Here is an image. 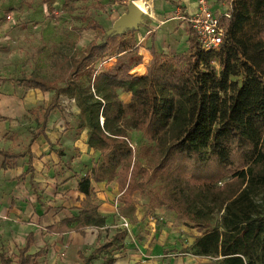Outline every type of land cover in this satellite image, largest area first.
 <instances>
[{
  "label": "trees",
  "instance_id": "16d2710c",
  "mask_svg": "<svg viewBox=\"0 0 264 264\" xmlns=\"http://www.w3.org/2000/svg\"><path fill=\"white\" fill-rule=\"evenodd\" d=\"M225 1L230 17L223 19L225 39L217 51H205L188 27L187 54L159 53L152 39V60L144 76L131 73L142 57L120 64L114 72L100 70L98 64L106 57L138 53L137 31H129L91 42L73 59L64 88L37 73L13 79L43 94L56 91L38 134L44 133L51 113L60 109V96H74L82 115L79 129H88V145L102 157L101 166L94 165L79 180V192L85 196L79 215L48 227L47 234L84 236L88 229L106 228L92 182H116L129 196L123 200L125 206L133 204L131 196L151 178L136 162L129 141V133L135 131L151 144L157 164L152 179L163 189L157 205L184 217L201 235L186 252L215 258L218 264H264V0ZM86 28L104 31L99 23ZM214 56L219 57L220 70ZM84 77H89L88 84L82 82ZM122 94L130 95V101H123ZM0 156L7 170L24 155L0 150ZM31 168L30 160L28 172ZM216 220L219 225L213 228ZM125 237L121 230L102 243L99 238L89 257L80 254L81 264L110 255ZM33 245L30 234L13 259L0 254L1 264H37L47 247L30 254Z\"/></svg>",
  "mask_w": 264,
  "mask_h": 264
},
{
  "label": "rangeland",
  "instance_id": "374dc122",
  "mask_svg": "<svg viewBox=\"0 0 264 264\" xmlns=\"http://www.w3.org/2000/svg\"><path fill=\"white\" fill-rule=\"evenodd\" d=\"M153 1L140 0L147 4V8ZM207 1L213 11L228 7L225 0ZM131 2L132 0H0V68L5 70L2 71V77L12 81L22 74L39 73L57 87L64 88L70 80L73 59L81 56L94 40L100 42L105 32L114 28L118 20L128 13ZM55 14L59 15V19L55 18ZM9 15L15 20V24L7 23ZM154 18L151 10L150 14H144L142 25H153ZM94 23L102 25L104 31L87 30L86 27ZM149 26L146 28L151 30ZM153 36L151 34L149 38L152 40ZM136 39L138 42L142 41L138 34ZM142 47L146 48L144 44ZM141 48L138 53H125L122 54L123 57H106L98 67L100 70L106 68L109 72L113 69L115 71L116 64L113 60L117 58L122 59L119 63L131 64L134 59L142 57L143 64L146 55ZM213 60L217 70H220L219 57L214 56ZM232 81L241 82V78H233ZM82 82L88 84L89 77L82 78ZM65 97L63 95L64 99ZM68 107L69 104H66L67 109ZM43 114V107L34 110L28 121H25L28 123L25 124V129L30 131L39 127ZM67 116L63 120L67 121L69 118V126L75 124ZM129 141L135 149L136 162L149 172L151 178L145 180L144 186L131 196L133 204L129 207L123 201L129 196L123 195L119 189L121 194L115 200L119 204L115 220L111 221L109 228L99 231L98 236L101 243L121 230L126 232V237L111 250L110 255L105 254L90 264H108L112 258L115 259L114 264H166L168 260L171 261L170 264H218L215 258H196L186 252L191 247L190 244H194L201 235L184 217L166 206L157 205L156 198L162 196L163 189L160 181L152 179L157 164L152 156L151 144L142 133L135 131L129 133ZM94 164L101 166L102 157L96 158ZM126 221L130 222V228L123 226ZM218 225L216 220L212 227L216 228ZM96 230L88 229L86 235L90 232L96 235ZM95 242L88 244L85 241L84 246H80L81 240L70 235L69 240L63 239L55 252L38 260L37 264H80L78 253L83 251L89 257L98 245Z\"/></svg>",
  "mask_w": 264,
  "mask_h": 264
},
{
  "label": "crops",
  "instance_id": "0c3cea01",
  "mask_svg": "<svg viewBox=\"0 0 264 264\" xmlns=\"http://www.w3.org/2000/svg\"><path fill=\"white\" fill-rule=\"evenodd\" d=\"M148 8L147 13L142 12L148 15L151 10L153 11L155 16L153 25L139 26L136 33L139 39H142L138 42L140 48L142 44L146 46L145 49L141 48L146 55L145 62L151 60L148 51L152 46V40L149 38L151 34L154 35L155 48L159 53L170 56L187 54L188 26L183 19L196 13L198 0H154ZM147 26L151 27V30L147 29ZM121 60L119 58L113 60L116 64L115 69L123 64L119 63ZM145 62L135 67L131 73L137 76L146 75L149 64ZM141 68L142 73H138ZM104 70L108 71L106 68ZM2 71L5 72L4 68H0V150L24 156L14 161L12 168L7 170L3 169L4 157L0 156V254L4 253L13 259L18 255L19 249L26 246L30 234L34 235V245L30 249V254H36L47 247L45 257L55 252L63 239L69 240L70 235L81 240L80 246H84L85 241L88 244L95 240L98 242L100 238L98 229L96 235L90 232L84 236L76 232H69L63 236L50 235L46 232L48 227L79 215L80 200L85 197L79 192V180L93 169L94 160L96 162V158L101 156L100 152L88 145V129L78 130L82 115L76 98L66 95L64 99L61 95L60 109H55L51 113L44 133L38 134L40 125L28 131L25 129V124H28L25 121H28L31 113L37 108L43 107L45 111L56 97V91L43 94L39 90L27 89L13 80H4ZM110 72H114V69ZM32 74L33 72L30 73ZM130 97L128 94L121 95L125 102H129ZM66 104H69L68 109ZM44 114L39 124H42ZM67 115L75 124L69 126V118L67 121L63 120V117H68ZM35 134L38 136L33 140ZM30 160L32 168L28 172ZM92 186L97 195L99 211L107 218L106 227L109 228L111 221L115 220L114 216L117 215L119 204L115 203V200L121 194L119 186L116 182L109 184L92 182ZM126 222L130 228V222ZM81 253L84 254L80 251L79 258ZM130 253L129 251L128 254ZM80 261L81 264V258ZM170 262L168 260L166 264Z\"/></svg>",
  "mask_w": 264,
  "mask_h": 264
},
{
  "label": "built area",
  "instance_id": "2783aa9c",
  "mask_svg": "<svg viewBox=\"0 0 264 264\" xmlns=\"http://www.w3.org/2000/svg\"><path fill=\"white\" fill-rule=\"evenodd\" d=\"M218 12V13H217ZM230 7L226 9L213 11L207 0H198V9L195 14L184 17L188 27L193 31L201 47L207 52H213L220 49L225 39V25L223 19L230 17ZM59 19V15L55 14ZM8 24H15L12 16H7ZM128 228V223H124Z\"/></svg>",
  "mask_w": 264,
  "mask_h": 264
},
{
  "label": "water",
  "instance_id": "95a60500",
  "mask_svg": "<svg viewBox=\"0 0 264 264\" xmlns=\"http://www.w3.org/2000/svg\"><path fill=\"white\" fill-rule=\"evenodd\" d=\"M144 13L135 5L134 2L128 7V13L124 14L116 23V26L105 33V36H121L129 31H137L139 26L144 23ZM102 125L104 120L101 121Z\"/></svg>",
  "mask_w": 264,
  "mask_h": 264
},
{
  "label": "bare ground",
  "instance_id": "6f19581e",
  "mask_svg": "<svg viewBox=\"0 0 264 264\" xmlns=\"http://www.w3.org/2000/svg\"><path fill=\"white\" fill-rule=\"evenodd\" d=\"M132 2H134L135 5H136L141 11L146 12V13L149 11V8H147V6H146L144 3L140 2V1H137V0H132Z\"/></svg>",
  "mask_w": 264,
  "mask_h": 264
}]
</instances>
